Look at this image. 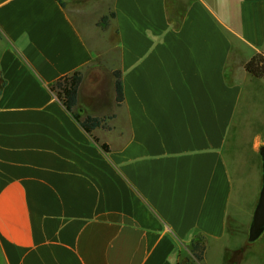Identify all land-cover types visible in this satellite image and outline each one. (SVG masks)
I'll use <instances>...</instances> for the list:
<instances>
[{"label": "crops", "instance_id": "1", "mask_svg": "<svg viewBox=\"0 0 264 264\" xmlns=\"http://www.w3.org/2000/svg\"><path fill=\"white\" fill-rule=\"evenodd\" d=\"M64 2L0 0V264H264V0Z\"/></svg>", "mask_w": 264, "mask_h": 264}, {"label": "trees", "instance_id": "2", "mask_svg": "<svg viewBox=\"0 0 264 264\" xmlns=\"http://www.w3.org/2000/svg\"><path fill=\"white\" fill-rule=\"evenodd\" d=\"M63 7L66 6L64 0H57ZM108 17H103L102 22H107ZM245 69L247 72L251 73L253 76L264 79V51L257 53L252 57L250 61L247 62ZM116 78V102L117 105H122L124 101L123 85L121 72H114ZM83 82V72L76 71L72 74L65 75L54 83L51 84V91L57 96V98L63 103L64 107L73 115L76 121L82 126V128L91 136L93 132L97 129H102L106 127V120L108 117L101 118L92 115H82L77 111L78 106V96L79 89ZM6 82L0 75V96L5 87ZM94 141L101 146L105 152L110 151V146L106 143L101 144L100 140L93 136ZM194 257L197 260H201L205 254V247L200 241L195 242L192 247ZM236 256L238 254H235ZM229 254H227V257ZM242 256V254H241Z\"/></svg>", "mask_w": 264, "mask_h": 264}, {"label": "water", "instance_id": "3", "mask_svg": "<svg viewBox=\"0 0 264 264\" xmlns=\"http://www.w3.org/2000/svg\"><path fill=\"white\" fill-rule=\"evenodd\" d=\"M260 154L263 161V185L250 228L249 240L251 242L259 238L264 231V146L261 148Z\"/></svg>", "mask_w": 264, "mask_h": 264}, {"label": "rangeland", "instance_id": "4", "mask_svg": "<svg viewBox=\"0 0 264 264\" xmlns=\"http://www.w3.org/2000/svg\"><path fill=\"white\" fill-rule=\"evenodd\" d=\"M88 40L89 43L92 42V38H89L87 37L86 38ZM99 43H104L106 38H98L97 39ZM113 42L116 43L117 42V38L114 37L113 38ZM116 59L114 58L113 62H115ZM114 117H108L107 120H106V127L105 128H102L103 132L106 133V134H109V135H112V136H117L119 134V131L118 130H125L126 129V125H121V123H118L117 120H113ZM112 124H116V126L114 127L115 129H113V127L111 126ZM264 236V231L263 233L261 234ZM233 259V255L232 254H229V256L227 257V261L230 262V260Z\"/></svg>", "mask_w": 264, "mask_h": 264}]
</instances>
